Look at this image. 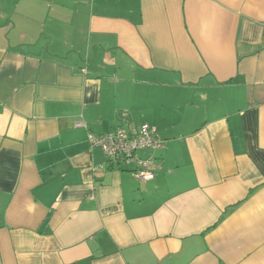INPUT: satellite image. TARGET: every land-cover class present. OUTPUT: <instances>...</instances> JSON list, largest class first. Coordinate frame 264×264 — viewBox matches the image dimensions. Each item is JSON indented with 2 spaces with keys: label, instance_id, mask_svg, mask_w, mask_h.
I'll return each mask as SVG.
<instances>
[{
  "label": "crops",
  "instance_id": "0c3cea01",
  "mask_svg": "<svg viewBox=\"0 0 264 264\" xmlns=\"http://www.w3.org/2000/svg\"><path fill=\"white\" fill-rule=\"evenodd\" d=\"M0 264H264V0H0Z\"/></svg>",
  "mask_w": 264,
  "mask_h": 264
},
{
  "label": "built area",
  "instance_id": "2783aa9c",
  "mask_svg": "<svg viewBox=\"0 0 264 264\" xmlns=\"http://www.w3.org/2000/svg\"><path fill=\"white\" fill-rule=\"evenodd\" d=\"M82 126V123L76 124V127ZM89 141L93 147L101 148L108 160L132 167L130 174L137 180H154L156 153L164 148V143L149 125L132 131L120 127L100 137L90 135ZM144 152L149 153L147 158L140 156Z\"/></svg>",
  "mask_w": 264,
  "mask_h": 264
}]
</instances>
